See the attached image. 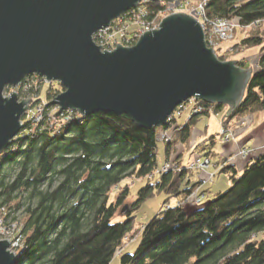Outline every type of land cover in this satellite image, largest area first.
<instances>
[{
  "label": "trees",
  "instance_id": "obj_1",
  "mask_svg": "<svg viewBox=\"0 0 264 264\" xmlns=\"http://www.w3.org/2000/svg\"><path fill=\"white\" fill-rule=\"evenodd\" d=\"M202 4L205 31L215 19L224 18L235 21L243 32L230 49L222 52L218 45L219 60L227 61L230 53L260 49L241 102L223 116L222 139V129L264 110V0H203ZM179 7L177 1H141L111 21L104 37L114 34L113 39L98 37L96 42L102 40L111 48L119 42L130 46L137 40L136 20L159 22L163 14ZM235 62L248 67L243 60ZM49 86L43 120L36 125L24 121L17 136L0 151V222L14 229L12 237L19 236L20 241L13 264H110L116 254L120 264H264V151L240 171L220 158L227 187L215 193L200 190L199 195L197 189L214 173L189 168L191 161L183 162L182 154L170 161L178 146L188 148L199 118L225 112L227 105L189 98L164 125L144 128L127 114L59 110L51 99L64 88L59 82ZM22 90L18 94L23 96ZM24 90L35 95L39 87L32 84ZM52 109L57 112L51 115ZM59 114L64 118L58 120ZM160 129L170 132L169 141L157 139ZM214 138L195 146V152L202 154L196 158L207 159L208 166ZM158 142L165 153L161 166ZM164 166L169 167L163 170ZM203 173H207L204 178ZM134 177H146L148 183L129 202V185L122 181ZM154 191L165 193L161 209L135 229L139 206ZM20 207L24 213L19 219ZM135 233L139 235L136 249L122 251L124 238H134Z\"/></svg>",
  "mask_w": 264,
  "mask_h": 264
},
{
  "label": "water",
  "instance_id": "obj_2",
  "mask_svg": "<svg viewBox=\"0 0 264 264\" xmlns=\"http://www.w3.org/2000/svg\"><path fill=\"white\" fill-rule=\"evenodd\" d=\"M141 1L176 0H0V151L31 101L3 91L32 74L62 85L51 100L60 109L127 114L144 128L164 125L189 98L227 105L223 116L236 109L253 69L219 60L189 14L164 16L130 46L103 50L94 42L98 30ZM17 256L1 239L0 264Z\"/></svg>",
  "mask_w": 264,
  "mask_h": 264
},
{
  "label": "crops",
  "instance_id": "obj_3",
  "mask_svg": "<svg viewBox=\"0 0 264 264\" xmlns=\"http://www.w3.org/2000/svg\"><path fill=\"white\" fill-rule=\"evenodd\" d=\"M230 41H226V43ZM235 41H237V39L234 38L233 41H231L232 44L230 46L235 44ZM259 52L260 49L258 47L250 48L239 53L237 60L245 61L248 64V67H251L254 71L257 66ZM249 62H251L250 65ZM225 112L219 111L217 113H212L199 118L191 131L188 148L184 150L183 146H178L176 154L172 155L170 158V161L172 162L177 155L182 154L183 162L192 161L196 157L202 156V154L195 152V146L198 143H202L204 141L207 142L209 136L213 135L215 137L212 155L208 156L210 164L206 168L207 171L214 173V176L208 182L200 185L196 191V194L198 195L201 193L200 190L206 189L210 193H215L222 191L227 187V177L224 173L220 172V158L226 159L228 163L233 164L237 170L240 171L250 159L264 151V110L245 115L234 125L227 127V133L231 134L232 137L228 140H222L219 136V130L222 127L221 118ZM185 113V111L182 113V117L185 116ZM162 149L164 150V148ZM241 149H245L247 151L245 155L240 153ZM206 176L207 173H203L202 177L204 178ZM216 176L218 178L219 185L214 183Z\"/></svg>",
  "mask_w": 264,
  "mask_h": 264
},
{
  "label": "rangeland",
  "instance_id": "obj_4",
  "mask_svg": "<svg viewBox=\"0 0 264 264\" xmlns=\"http://www.w3.org/2000/svg\"><path fill=\"white\" fill-rule=\"evenodd\" d=\"M189 10L186 9V11H184V9H182V10L176 9V10H172L170 13L182 12V13L188 14ZM170 13L166 12L163 15L167 16ZM193 14H195V11H193ZM251 27H253V26H250L249 28H245V30H248V29L250 30ZM242 36H243V32L241 31V27L239 25H236L235 26V30H234V38L238 40V38H241ZM234 38L229 39L227 41H230V40L233 41ZM231 41L228 42V43H226V41H222L220 43V48H221L222 52L225 51V49L232 44ZM235 42H237V41H235ZM119 44L123 45L120 42H119ZM125 46H127V45H125ZM232 46L228 47L227 49H230ZM115 47H116V45H115ZM115 47H114V44H113V48H111V49H114ZM104 48H105L104 50H108L107 48H110V47L105 46ZM237 57H238L237 53H235V52L234 53H230V57L227 60H237ZM250 64H251V62H249V65ZM33 84L34 85L38 84L35 87H39L38 93L35 94V95H34V93H31V94L28 93L27 94V90H24V89L31 88L32 85H30V86H28V87H26V88H24L22 90V91H24V93H26V94L23 93V96L21 94L19 95L18 92H16L15 88H13V87H8V88L6 87L4 89V91H3V96H5V97H8L12 92H15L16 95H17V101L18 102H21L22 99H29V98L31 99L30 102H27L24 105V107L27 106V105H28V107H27V109L25 108L24 113L22 114V116L19 119L20 130H21V127H22L24 121H26L28 119L31 120L32 125H34V124L36 125V124L40 123V121L43 120V109H42V107H44L46 105V103H48V101L46 100V98H47L46 96L48 95L46 91L49 89V87H50L49 85L50 84H53L54 86H57V81H50L49 82L45 78L41 77V79L40 78H36ZM36 99H38V100H36ZM52 99H54V98H52ZM51 103L55 104L54 102H51ZM55 105H57V104H55ZM58 108H59V110H64V109H60L59 106H58ZM65 110H70V109H65ZM56 112L57 111L55 109H52L50 114L52 115V114H54ZM64 116L65 115L62 116L61 114H59L58 120L63 119ZM56 119H57V117H56ZM52 127H53V129L55 131H57V129H58L57 126L53 125ZM20 130H19V132H20ZM17 134H16V136H17ZM16 136H14V137H16ZM162 148H163V143L162 142H158L157 160H158V164L160 166L164 163V158H165V155L163 153V149ZM242 152H243V149H241L240 153L243 154ZM213 176L210 178V180L213 178ZM146 183H148V179L146 177H141V178H135L134 177V178H126V179H124L122 181V184H128L129 185V194H128V199L127 200L129 202L133 201L136 198V196H137L138 189L141 186L145 185ZM214 183L216 185H219L217 176L214 179ZM164 198H165V193L163 191H159V192L154 191V193L151 196L147 197L144 201H142V203L139 206L138 212L136 214L135 229H137L138 227H141L142 224L146 223L154 214H156L161 209L162 201L164 200ZM23 211H24V207H20L19 210L16 213V217L20 219L23 216V213H24ZM138 236H139L138 233H135V237L134 238H131L129 235L126 236V238H124V240H123V244H122V248L123 249H122V251L124 250V252H133L136 249V246H137L138 241H139V237ZM1 239H4V238L0 237V240ZM6 239H8V237H6ZM110 264H120V257H119L118 254H116L113 257V259L111 260Z\"/></svg>",
  "mask_w": 264,
  "mask_h": 264
},
{
  "label": "built area",
  "instance_id": "obj_5",
  "mask_svg": "<svg viewBox=\"0 0 264 264\" xmlns=\"http://www.w3.org/2000/svg\"><path fill=\"white\" fill-rule=\"evenodd\" d=\"M177 2H179L180 6L179 8L177 9H185L188 7L190 10V13L188 12L189 15L193 16L194 18H196L199 23L201 24L202 26V29L204 31V39H205V43L208 47L214 49L215 51V54H216V50H217V47L218 45L222 42V41H227L229 39H231L233 37V32H234V28L236 26V23L235 21H231V20H227V19H224V18H217L215 19L212 24L210 25V28L208 31H205V27H204V23H203V20L201 19V16H202V13H203V0H176ZM174 1V2H176ZM190 1H192L190 3ZM185 6V7H184ZM135 7V6H134ZM193 11H195V14H193ZM143 11H140V14H142ZM138 18L140 19V15L138 14L137 15ZM113 21V20H112ZM139 21V22H138ZM136 23H139L140 24V27L138 28V30L133 34L134 35V38L138 39L139 36L144 33V31H147V30H151L152 28L153 29H156L158 28V22L157 20L155 19H152L150 21H144V20H136ZM111 25V22L110 24L106 27V28H103V29H100L98 30L94 35H93V40L95 41V43L97 44V38H101L102 40L105 39V41H108L110 38L113 39V35L114 34H111L109 36H107L106 38L104 37L105 36V32L108 30L109 26ZM256 23H253L251 25H248L246 28H249L250 26H255ZM117 32L118 34L120 35H123V32H120V30H117L115 31ZM114 32V33H115ZM108 39V40H107ZM101 40V41H102ZM101 41L97 44V45H101V49H103L105 46L104 44L105 43H101ZM137 41V40H136ZM115 44L114 43V47H115ZM124 45V44H123ZM125 46V45H124ZM113 48V46H112ZM105 49V48H104ZM108 50H112L111 47L110 48H107ZM39 76L36 75V74H32V75H29V77L24 81L23 83V80L21 81V83L19 85H17L15 88V91L18 92L20 88L24 89L30 85H32L35 81L36 78H38ZM31 82V84H30ZM34 85V84H33ZM36 85H34L35 87ZM172 114V113H171ZM170 114V115H171ZM170 118V116L167 118V120ZM166 120V121H167ZM228 130L227 129H222L220 131V134L222 136V140H228L230 137H232L231 134H228L227 133ZM170 132L169 131H163V130H158L157 132V139L159 141H169L170 140ZM246 150L243 149V155L246 154ZM189 168H192V169H204V168H207L208 167V160L205 159V160H200L199 158H195L194 160H192L189 164H188ZM169 166H164L163 167V170H165L166 168H168ZM211 177L213 175H210ZM210 177V178H211ZM209 178V180H210ZM9 227H4L1 222H0V237L1 238H4L6 239V237H8V240L9 241V249L12 250V251H15L16 247L19 245L18 243L20 242L19 241V236H16V237H12L15 233L14 229H11Z\"/></svg>",
  "mask_w": 264,
  "mask_h": 264
}]
</instances>
